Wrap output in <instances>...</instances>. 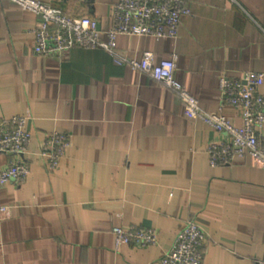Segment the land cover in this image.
Instances as JSON below:
<instances>
[{"label": "crops", "instance_id": "1", "mask_svg": "<svg viewBox=\"0 0 264 264\" xmlns=\"http://www.w3.org/2000/svg\"><path fill=\"white\" fill-rule=\"evenodd\" d=\"M41 1L91 16L103 32L118 0ZM187 1L176 38L119 35L117 49L151 52L156 63L175 53V77L201 108L240 125L218 80L264 74V0ZM37 21L0 0V120L24 116L30 134L28 174L0 186V264H160L189 219L205 234L202 264H255L264 168L249 157L211 167L207 146L222 135L185 117L176 92L102 49L73 48L63 60L35 53ZM52 132L69 144L49 170L39 152ZM13 159L0 154V167ZM117 225L153 228L156 242L116 246Z\"/></svg>", "mask_w": 264, "mask_h": 264}, {"label": "built area", "instance_id": "2", "mask_svg": "<svg viewBox=\"0 0 264 264\" xmlns=\"http://www.w3.org/2000/svg\"><path fill=\"white\" fill-rule=\"evenodd\" d=\"M8 1L37 18L33 44L35 53L63 60L73 48L106 51L116 64L146 74L176 92L183 104L185 117L202 120L222 135L207 146L211 167L229 165L249 157L256 166L264 168V95L258 90L264 80L263 73L245 71L235 79L225 74L219 76L221 101L237 109L241 120V124L237 125L220 113L202 109L198 99L176 79L175 53L156 63L151 52H144L139 59H135L117 49L119 35L176 38L181 17L190 13L187 0H118L112 8L111 26L103 32L98 20L88 15L68 16L61 9L41 0ZM25 125L24 116L0 120V154L14 155L12 161L0 167V186L11 180L21 181L28 174L23 156L27 152L30 134ZM68 144L69 138L65 133L52 132L45 138L39 156L47 169L54 170L59 165ZM112 233L116 246L133 244L147 247L157 239L153 228L117 225L112 227ZM204 239L205 234L198 222L187 220L159 263L202 264L200 247ZM255 264H264V250Z\"/></svg>", "mask_w": 264, "mask_h": 264}]
</instances>
